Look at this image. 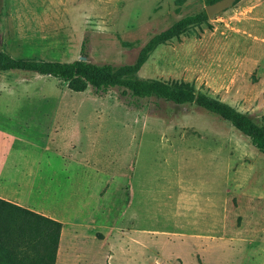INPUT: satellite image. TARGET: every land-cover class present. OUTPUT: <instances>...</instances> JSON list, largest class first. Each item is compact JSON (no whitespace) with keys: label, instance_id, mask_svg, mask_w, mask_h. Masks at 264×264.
<instances>
[{"label":"rangeland","instance_id":"374dc122","mask_svg":"<svg viewBox=\"0 0 264 264\" xmlns=\"http://www.w3.org/2000/svg\"><path fill=\"white\" fill-rule=\"evenodd\" d=\"M212 1L0 0V47L132 63ZM209 22L159 45L138 76L192 82L264 125V0ZM0 153V193L62 223L55 264H264V153L195 104L0 70Z\"/></svg>","mask_w":264,"mask_h":264},{"label":"trees","instance_id":"16d2710c","mask_svg":"<svg viewBox=\"0 0 264 264\" xmlns=\"http://www.w3.org/2000/svg\"><path fill=\"white\" fill-rule=\"evenodd\" d=\"M202 24L213 28L204 9L180 18L150 37L132 63L113 65L79 58L72 61L15 58L0 47V70H23L49 75L63 80L74 91H83L89 86L97 91L117 87L123 93L139 99L155 97L175 105L195 104L230 122L264 153V125L255 123L247 113L196 91L192 82L142 78L137 74L159 45L174 38L180 40L192 26L196 25L202 30ZM3 220L5 224H2ZM61 229L59 220L0 198V264H55Z\"/></svg>","mask_w":264,"mask_h":264},{"label":"water","instance_id":"95a60500","mask_svg":"<svg viewBox=\"0 0 264 264\" xmlns=\"http://www.w3.org/2000/svg\"><path fill=\"white\" fill-rule=\"evenodd\" d=\"M236 0H216L204 7L208 17H212L216 13L224 11L226 8L232 6ZM79 59L86 60V56H81Z\"/></svg>","mask_w":264,"mask_h":264},{"label":"crops","instance_id":"0c3cea01","mask_svg":"<svg viewBox=\"0 0 264 264\" xmlns=\"http://www.w3.org/2000/svg\"><path fill=\"white\" fill-rule=\"evenodd\" d=\"M3 157H5V158H3ZM7 161V159H6V155L5 154H2V153H0V165H1V163H5ZM1 167L2 166H0V169H1ZM6 171V170H5ZM7 172V171H6ZM6 172H3V169H2V171L0 170V175H2V176H5L6 178H7V173ZM8 179V178H7ZM0 198L1 199H4V200H7V201H10V202H12V203H16V204H19V205H21V206H24V207H27V205H24V204H22V203H18L17 201H15V199H13L12 197H10V195H4V194H1L0 193ZM62 230V229H61Z\"/></svg>","mask_w":264,"mask_h":264}]
</instances>
